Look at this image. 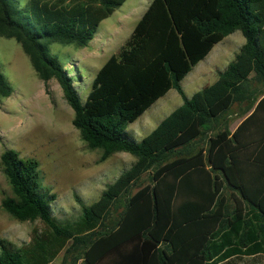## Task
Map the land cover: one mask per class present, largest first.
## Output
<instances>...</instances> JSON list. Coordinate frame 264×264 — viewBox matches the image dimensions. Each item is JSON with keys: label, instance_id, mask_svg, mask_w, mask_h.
Masks as SVG:
<instances>
[{"label": "trees", "instance_id": "trees-1", "mask_svg": "<svg viewBox=\"0 0 264 264\" xmlns=\"http://www.w3.org/2000/svg\"><path fill=\"white\" fill-rule=\"evenodd\" d=\"M124 1L0 0V35L20 44L45 88L56 81L80 139L103 158L118 152L134 158L95 202L85 206L75 198L79 215L60 225L50 207L55 196L41 190L36 162L2 151L0 173L11 195L0 208L44 228L32 229L19 246L0 239V264H50L61 251L60 264H231L264 256V195H248L244 181L234 177L240 171L231 146L264 106V0H151L81 103L47 44L85 47ZM234 31L244 42L232 61L186 98L180 81ZM169 90L181 104L134 141L127 126ZM10 93L0 72V99ZM258 96L230 139L218 132L208 138L205 153L196 146L233 103L249 108ZM258 170L264 173V164ZM145 174L149 182L136 186ZM224 185L237 189L248 207L235 198L226 207Z\"/></svg>", "mask_w": 264, "mask_h": 264}, {"label": "rangeland", "instance_id": "rangeland-1", "mask_svg": "<svg viewBox=\"0 0 264 264\" xmlns=\"http://www.w3.org/2000/svg\"><path fill=\"white\" fill-rule=\"evenodd\" d=\"M150 1L125 0L98 24L92 39L83 48L47 44L49 54L55 56L72 77L81 103L86 100L95 73L128 39ZM243 42L239 31L224 37L210 58L183 79L181 85L185 97L189 98L202 85L213 82ZM0 72L11 89L9 96L0 99V154L8 149L19 159L35 161L41 190L55 196L50 206L53 218L60 225L65 220L72 221L80 213L75 198L85 206L95 202L104 186L126 170L134 158L122 152L103 158L101 150L88 148L71 124L72 112L56 81L50 79L45 88L20 44L2 35ZM255 87L252 82L250 88ZM181 102L180 96L169 90L129 124L126 131L134 141L141 140ZM202 139L196 142L197 147L201 146ZM148 182V174H145L136 186ZM10 195L9 186L0 173V201ZM43 228L39 221H16L0 208V239L14 246L28 242L32 229L40 231ZM61 258L62 251L50 264H60ZM231 264H264V256L241 258Z\"/></svg>", "mask_w": 264, "mask_h": 264}, {"label": "crops", "instance_id": "crops-1", "mask_svg": "<svg viewBox=\"0 0 264 264\" xmlns=\"http://www.w3.org/2000/svg\"><path fill=\"white\" fill-rule=\"evenodd\" d=\"M122 17L125 16L122 15ZM219 43L220 42L215 44L205 57L191 68L183 79L192 72H196L200 68L201 64L210 58L209 56ZM183 79L180 81L181 89ZM188 79L191 84L192 80L190 77ZM204 85L198 88L195 92L200 90ZM167 93L168 91L164 95ZM261 97L262 96H258L249 108H246V102L233 103L223 114H221L216 122L211 124V128L204 131V136L200 146L203 153L206 151L207 140L210 136L212 137L218 132L221 133L226 131L228 133L227 139H230L231 134L236 130V128L253 112L256 103ZM256 112V115L254 117H250V120L248 119L249 121L246 124L244 123V127L238 131L236 135V142H231V146L233 147V163L236 164L237 171H240L237 175L234 174V177L244 181V185H246L245 192L248 195L259 196L264 195V173L258 170L260 165L264 164V106ZM226 161L230 163L229 156H227ZM221 195L226 198V207H233V198L243 203V206L248 207V204L245 201L240 200V193L235 188L224 185L221 190Z\"/></svg>", "mask_w": 264, "mask_h": 264}]
</instances>
